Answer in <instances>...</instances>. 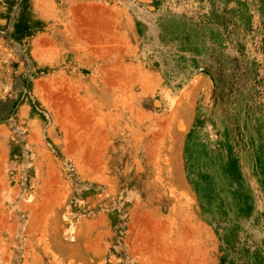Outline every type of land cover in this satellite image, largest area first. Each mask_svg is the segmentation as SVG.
Segmentation results:
<instances>
[{"label":"rangeland","instance_id":"1","mask_svg":"<svg viewBox=\"0 0 264 264\" xmlns=\"http://www.w3.org/2000/svg\"><path fill=\"white\" fill-rule=\"evenodd\" d=\"M0 264H264V0H0Z\"/></svg>","mask_w":264,"mask_h":264}]
</instances>
